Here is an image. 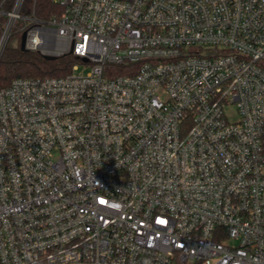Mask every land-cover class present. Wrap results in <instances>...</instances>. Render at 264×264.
I'll return each instance as SVG.
<instances>
[{
    "label": "built area",
    "instance_id": "obj_1",
    "mask_svg": "<svg viewBox=\"0 0 264 264\" xmlns=\"http://www.w3.org/2000/svg\"><path fill=\"white\" fill-rule=\"evenodd\" d=\"M22 2L75 63L0 89V264H264V0Z\"/></svg>",
    "mask_w": 264,
    "mask_h": 264
},
{
    "label": "trees",
    "instance_id": "obj_2",
    "mask_svg": "<svg viewBox=\"0 0 264 264\" xmlns=\"http://www.w3.org/2000/svg\"><path fill=\"white\" fill-rule=\"evenodd\" d=\"M15 0H0V9L9 12ZM63 9L54 0H23L19 13L34 15L39 20H51L61 15ZM6 17L1 16L0 22ZM20 25V23H18ZM21 33L14 31L7 40L0 56V89L10 85L14 79L61 78L71 72L75 59L66 55L54 60H45L39 53L20 50ZM124 73L118 70V74Z\"/></svg>",
    "mask_w": 264,
    "mask_h": 264
},
{
    "label": "rangeland",
    "instance_id": "obj_3",
    "mask_svg": "<svg viewBox=\"0 0 264 264\" xmlns=\"http://www.w3.org/2000/svg\"><path fill=\"white\" fill-rule=\"evenodd\" d=\"M83 71V68L82 67H79V70L77 73H81ZM84 72V71H83ZM228 119L229 121H236L237 120V116L236 114L234 113L233 109H230L229 110V115H228Z\"/></svg>",
    "mask_w": 264,
    "mask_h": 264
},
{
    "label": "water",
    "instance_id": "obj_4",
    "mask_svg": "<svg viewBox=\"0 0 264 264\" xmlns=\"http://www.w3.org/2000/svg\"><path fill=\"white\" fill-rule=\"evenodd\" d=\"M24 42H25V34L23 33L21 36V40H20V50L21 51H26L25 47H24ZM45 60H54V57H44Z\"/></svg>",
    "mask_w": 264,
    "mask_h": 264
}]
</instances>
